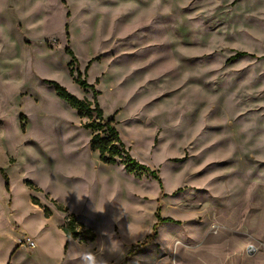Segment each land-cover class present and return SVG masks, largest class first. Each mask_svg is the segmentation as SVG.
Masks as SVG:
<instances>
[{"label": "rangeland", "instance_id": "rangeland-1", "mask_svg": "<svg viewBox=\"0 0 264 264\" xmlns=\"http://www.w3.org/2000/svg\"><path fill=\"white\" fill-rule=\"evenodd\" d=\"M66 47L161 188L90 149L95 116L46 83L92 101ZM0 171V264H79L69 248L112 240L109 264H264V0H0ZM69 214L93 243L64 237Z\"/></svg>", "mask_w": 264, "mask_h": 264}, {"label": "trees", "instance_id": "trees-1", "mask_svg": "<svg viewBox=\"0 0 264 264\" xmlns=\"http://www.w3.org/2000/svg\"><path fill=\"white\" fill-rule=\"evenodd\" d=\"M64 52L70 58V62L67 65L69 76L72 78L74 72H76V77L73 79V82L82 90H90L93 96L92 101L78 99L56 82L46 83L53 89L59 100L75 111L79 119L86 118L92 120L93 116H95V121L82 125L83 129L89 131L91 134L90 149L98 154L99 161L102 164L107 166L120 165L123 167L126 174L134 175L135 177L142 175L148 176L150 179L156 181L161 188L158 173L147 166L137 163L129 155V151L126 150L125 145L122 143L119 134L114 127L113 119L104 120L102 109L99 107L96 100L99 93L94 90L93 85H89L85 81L88 67L84 70V77L82 79V76L78 71V62L73 52L68 47L64 49ZM240 55L243 54H237L236 57ZM73 67L75 71H73ZM95 84H97V81ZM0 176L4 182V189L8 192V179L2 171H0ZM27 187L31 190L39 191L29 183L27 184ZM31 203L34 206H39V203L35 198H31ZM54 205L58 212H67L62 205L56 204L55 202ZM42 212L45 219H49L52 216L51 211L47 208H42ZM164 223H173V221L171 219L158 218L157 225ZM59 229L66 239L71 237L70 240H75L79 243H93L95 240V235L92 230L84 228L82 224L77 222V218L71 214L66 216L64 224Z\"/></svg>", "mask_w": 264, "mask_h": 264}, {"label": "clouds", "instance_id": "clouds-1", "mask_svg": "<svg viewBox=\"0 0 264 264\" xmlns=\"http://www.w3.org/2000/svg\"><path fill=\"white\" fill-rule=\"evenodd\" d=\"M99 212H104L99 211ZM120 214L123 215L120 209ZM131 239H135L134 234H128ZM69 240L71 237L68 238ZM102 245V247H101ZM124 254L120 241L112 240L108 244L101 243L95 247L93 245L86 246L83 250L79 249V244L76 247L69 248L67 260L78 261L79 264H109L107 257L122 256Z\"/></svg>", "mask_w": 264, "mask_h": 264}, {"label": "built area", "instance_id": "built-area-1", "mask_svg": "<svg viewBox=\"0 0 264 264\" xmlns=\"http://www.w3.org/2000/svg\"><path fill=\"white\" fill-rule=\"evenodd\" d=\"M21 245L24 247V250L27 252L28 250L29 251H32L34 248H35V244L34 242L28 238V237H23L22 240H21Z\"/></svg>", "mask_w": 264, "mask_h": 264}, {"label": "crops", "instance_id": "crops-1", "mask_svg": "<svg viewBox=\"0 0 264 264\" xmlns=\"http://www.w3.org/2000/svg\"><path fill=\"white\" fill-rule=\"evenodd\" d=\"M68 240V239H67ZM10 263V262H9Z\"/></svg>", "mask_w": 264, "mask_h": 264}]
</instances>
